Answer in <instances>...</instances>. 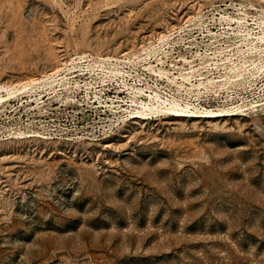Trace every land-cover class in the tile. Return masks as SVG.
<instances>
[{"label":"rangeland","instance_id":"1","mask_svg":"<svg viewBox=\"0 0 264 264\" xmlns=\"http://www.w3.org/2000/svg\"><path fill=\"white\" fill-rule=\"evenodd\" d=\"M0 264H264V0H0Z\"/></svg>","mask_w":264,"mask_h":264},{"label":"built area","instance_id":"2","mask_svg":"<svg viewBox=\"0 0 264 264\" xmlns=\"http://www.w3.org/2000/svg\"><path fill=\"white\" fill-rule=\"evenodd\" d=\"M121 75V73H118ZM146 92V91H145ZM143 92L141 96H132L128 98L129 102L123 100L118 97V100L115 99V102H118L121 107V112L126 114L129 112L132 118H137L142 115H182L181 117H197L202 118L205 116L206 112L209 111H218L217 114H230L232 115H240L242 112V107L240 105H231L224 107H216V108H206L202 105H193L189 102H181L176 100L173 97L162 96L160 93L156 91H147V93Z\"/></svg>","mask_w":264,"mask_h":264},{"label":"bare ground","instance_id":"3","mask_svg":"<svg viewBox=\"0 0 264 264\" xmlns=\"http://www.w3.org/2000/svg\"><path fill=\"white\" fill-rule=\"evenodd\" d=\"M218 111H209V112H206L205 116H203L202 118H206V119H209V118H218V117H225V116H229L230 114H217ZM182 116V115H180Z\"/></svg>","mask_w":264,"mask_h":264}]
</instances>
